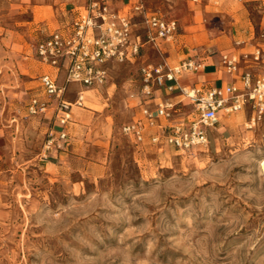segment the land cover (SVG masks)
<instances>
[{
    "label": "rangeland",
    "instance_id": "rangeland-1",
    "mask_svg": "<svg viewBox=\"0 0 264 264\" xmlns=\"http://www.w3.org/2000/svg\"><path fill=\"white\" fill-rule=\"evenodd\" d=\"M76 2L0 0V264H264V119L223 117L191 153L121 132L139 115V67L169 54L147 47L135 64H110L64 127L53 110L28 113L33 96L49 99L34 47ZM147 4L196 34L182 39L186 54L264 57V0ZM71 89L74 101L81 88ZM190 112L182 105L173 120L188 124Z\"/></svg>",
    "mask_w": 264,
    "mask_h": 264
},
{
    "label": "built area",
    "instance_id": "built-area-1",
    "mask_svg": "<svg viewBox=\"0 0 264 264\" xmlns=\"http://www.w3.org/2000/svg\"><path fill=\"white\" fill-rule=\"evenodd\" d=\"M150 1L130 0L116 10L112 8L113 0H86L83 12L39 41L35 57L51 70L39 77L49 99L32 98L27 105L28 113L46 115L53 110L57 112L56 121L64 127L72 119L73 106L85 107L86 92L107 83L110 64H135L142 60L147 47L164 51L178 34V20L152 9L147 4ZM138 24L141 28H137ZM243 61L264 67L259 49L252 54H223L221 65L232 81L192 86H183L180 80L204 70L196 55L187 56L175 65L168 61L141 64L140 89L136 94L139 115L122 125V134L138 145H151L160 150L171 146L191 153L210 144L207 130L222 116L247 108L251 111L250 123L255 125L264 119V72L244 68ZM74 85L81 89L75 93L74 101H70L67 97L74 94L71 89ZM165 96H174L177 100ZM185 101L192 106V112L187 115L188 124L173 120ZM60 135L64 138L66 133L63 131ZM53 141L51 138L48 144Z\"/></svg>",
    "mask_w": 264,
    "mask_h": 264
},
{
    "label": "crops",
    "instance_id": "crops-1",
    "mask_svg": "<svg viewBox=\"0 0 264 264\" xmlns=\"http://www.w3.org/2000/svg\"><path fill=\"white\" fill-rule=\"evenodd\" d=\"M80 1L79 3H71V8L69 9L70 11V17L67 18L63 23L60 24V26H62L63 24H66L68 22H70L74 17H76L79 13L83 12V6L85 4V1L86 0H78ZM130 0H113L112 2V8L118 10L120 8H122L125 4H127ZM190 2H192L190 0ZM193 3V2H192ZM199 3V2H198ZM198 3H193L194 5H197ZM208 7V6H207ZM160 12V11H159ZM66 14V13H65ZM163 14V13H162ZM164 15V14H163ZM165 17L167 18H173V17H168L167 15H164ZM176 19V18H175ZM178 24H179V31H178V34L176 35L174 41L168 45V47L170 46L171 49H173L172 47H174L175 45L177 46V50L172 53L171 50H167L165 49L164 50V53H167L169 54V56L167 57V60H173L175 63H170L172 65H175L177 63H179L180 61V58L182 56H190V55H196L197 57H199L200 61L204 64L205 68L202 72H198L196 74H192V75H186V76H183L180 80V83L183 85V86H192V85H201V84H206V85H220L221 83H224V82H227V81H232V78L230 76H228L223 68H222V65H221V57L223 54H227V53H235L237 55H242L244 53H237L235 51H222V52H219V55H216V54H208L207 56H202L196 48H191V49H187L189 51V53H185V48H186V45L185 44H182V39L183 38H190V39H194V36L193 34H188L186 35L185 33H182V29H184L182 27V25L179 23L178 21ZM59 26V27H60ZM196 27L195 25H192L190 24L188 26V28H194ZM57 29V28H56ZM54 31V30H53ZM52 31V32H53ZM52 32H50L49 34H51ZM49 34H47L44 38L40 39L39 41L45 39ZM198 35V34H197ZM38 41V42H39ZM37 42V43H38ZM36 43V44H37ZM36 46V45H35ZM34 53H35V47H34ZM215 57H218V58H215ZM36 58V57H35ZM37 60V59H36ZM38 62V61H37ZM39 63V62H38ZM249 64H245L244 61L242 62V66L244 68H248V69H251L252 71L254 72H257V73H263L264 72V67H261V66H258L257 64L253 63L252 61H249L248 62ZM40 64V63H39ZM42 67L44 65L40 64ZM48 72H51V70L49 69ZM46 73V72H44ZM42 73V74H44ZM41 74V75H42ZM40 75V76H41ZM39 76V77H40ZM39 80V78H38ZM40 82V81H39ZM40 87L41 89L43 90L41 84H40ZM44 92V91H43ZM156 96H160V94H156ZM161 97V96H160ZM166 97H171L173 100H177L176 97L174 96H165ZM34 98V96L32 97ZM38 98V97H37ZM40 99V98H39ZM40 100H48V99H40ZM189 105L187 101H185L183 104H181L180 106L182 105ZM246 110H249V109H245L244 111ZM243 111V112H244ZM229 116V115H228ZM223 117H226V116H222L220 117L223 118Z\"/></svg>",
    "mask_w": 264,
    "mask_h": 264
},
{
    "label": "bare ground",
    "instance_id": "bare-ground-1",
    "mask_svg": "<svg viewBox=\"0 0 264 264\" xmlns=\"http://www.w3.org/2000/svg\"><path fill=\"white\" fill-rule=\"evenodd\" d=\"M262 168H263V170H264V160L262 161Z\"/></svg>",
    "mask_w": 264,
    "mask_h": 264
}]
</instances>
